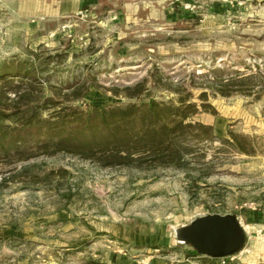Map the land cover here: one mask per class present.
<instances>
[{
  "label": "rangeland",
  "instance_id": "1",
  "mask_svg": "<svg viewBox=\"0 0 264 264\" xmlns=\"http://www.w3.org/2000/svg\"><path fill=\"white\" fill-rule=\"evenodd\" d=\"M2 69H34L40 105L55 103L45 118L125 107L124 91L145 81L157 101L177 100L154 88L158 73L197 105L208 94L209 112L191 122L217 138L190 142V176L102 168L107 145L91 132L1 134L0 264H264V94L222 97L202 84L213 69L264 72V0H0ZM230 132L255 153L225 148ZM215 214L246 229L239 254L212 259L178 240L179 229Z\"/></svg>",
  "mask_w": 264,
  "mask_h": 264
},
{
  "label": "trees",
  "instance_id": "2",
  "mask_svg": "<svg viewBox=\"0 0 264 264\" xmlns=\"http://www.w3.org/2000/svg\"><path fill=\"white\" fill-rule=\"evenodd\" d=\"M12 70V71H10ZM46 69L44 72H47ZM222 69H213L212 78L203 87L222 97L241 94L260 100L264 94V72L256 75L219 76ZM154 81V88L176 94L177 100L157 101L152 92L141 82L128 87L124 96L131 101L125 107L102 108L89 106L87 110L69 108L43 116V111L55 103L47 99L41 106L42 93L34 69L0 70V135L18 129L43 128L50 130L70 129L97 134L107 145V154L97 157L102 168H134L138 170L176 169L191 174L193 161L188 158L190 142L214 141L217 137L212 126L192 123L191 119L202 109L209 112L208 94L200 95L201 105L191 102L192 94L184 86L174 88L173 83L161 84L163 78ZM206 75L199 78L204 79ZM16 80H20L16 84ZM164 85V87H162ZM197 82H194V86ZM13 94V98L9 94ZM89 93L86 83L73 95L78 101ZM38 95V96H37ZM115 95H118L115 93ZM38 99V100H37ZM230 139L223 146L236 153L251 156L252 144L243 136L230 132ZM67 174L66 171H62ZM191 176V175H190ZM71 198V195L68 196Z\"/></svg>",
  "mask_w": 264,
  "mask_h": 264
},
{
  "label": "water",
  "instance_id": "3",
  "mask_svg": "<svg viewBox=\"0 0 264 264\" xmlns=\"http://www.w3.org/2000/svg\"><path fill=\"white\" fill-rule=\"evenodd\" d=\"M178 240L191 246L199 255L222 259L239 254L248 242V233L233 215L198 217L178 230Z\"/></svg>",
  "mask_w": 264,
  "mask_h": 264
}]
</instances>
